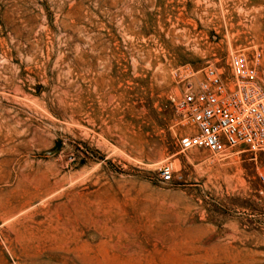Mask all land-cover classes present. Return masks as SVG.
I'll return each instance as SVG.
<instances>
[{"label":"rangeland","instance_id":"obj_1","mask_svg":"<svg viewBox=\"0 0 264 264\" xmlns=\"http://www.w3.org/2000/svg\"><path fill=\"white\" fill-rule=\"evenodd\" d=\"M255 51L264 0H0V264H264V151L178 145Z\"/></svg>","mask_w":264,"mask_h":264},{"label":"built area","instance_id":"obj_2","mask_svg":"<svg viewBox=\"0 0 264 264\" xmlns=\"http://www.w3.org/2000/svg\"><path fill=\"white\" fill-rule=\"evenodd\" d=\"M259 59L257 51L251 57L243 52L233 54L230 81L212 65L197 71L200 78L187 84L180 102L193 129L179 138L181 150L205 148L212 155L264 151V86L258 78ZM158 174L162 182H169L170 165L160 164Z\"/></svg>","mask_w":264,"mask_h":264}]
</instances>
